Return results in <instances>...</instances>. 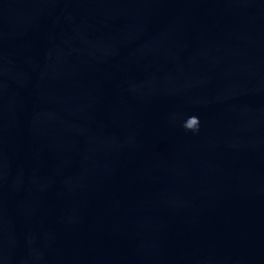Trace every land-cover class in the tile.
Returning a JSON list of instances; mask_svg holds the SVG:
<instances>
[{
    "label": "water",
    "instance_id": "water-1",
    "mask_svg": "<svg viewBox=\"0 0 264 264\" xmlns=\"http://www.w3.org/2000/svg\"><path fill=\"white\" fill-rule=\"evenodd\" d=\"M0 264H264V0H0Z\"/></svg>",
    "mask_w": 264,
    "mask_h": 264
},
{
    "label": "clouds",
    "instance_id": "clouds-1",
    "mask_svg": "<svg viewBox=\"0 0 264 264\" xmlns=\"http://www.w3.org/2000/svg\"><path fill=\"white\" fill-rule=\"evenodd\" d=\"M200 120L196 116H190L184 123V128L187 131L197 132L199 130Z\"/></svg>",
    "mask_w": 264,
    "mask_h": 264
}]
</instances>
